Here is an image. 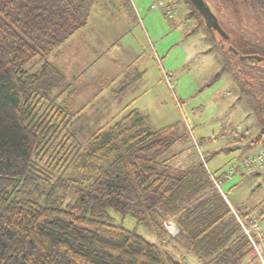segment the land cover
<instances>
[{
    "label": "trees",
    "instance_id": "1",
    "mask_svg": "<svg viewBox=\"0 0 264 264\" xmlns=\"http://www.w3.org/2000/svg\"><path fill=\"white\" fill-rule=\"evenodd\" d=\"M100 1L0 0V264H264V234L253 232L261 258L233 210L245 220L258 216L264 232V207L256 213L233 205L214 181L225 176L204 162L176 171L166 156L179 140L171 126L145 125L133 109L118 112L85 142L70 131L86 106L60 102L75 89L51 57L89 24ZM222 1L223 19L236 18L240 0ZM241 1L264 23V0ZM205 29L239 68L254 61L264 69L260 35L234 33L243 47L263 55L242 60L232 34L224 40L239 54ZM241 75L264 118V76ZM262 135L264 127L252 142ZM115 214L135 217L163 241L116 223ZM171 218L179 227L174 236L165 226ZM174 250L196 259L186 263Z\"/></svg>",
    "mask_w": 264,
    "mask_h": 264
},
{
    "label": "rangeland",
    "instance_id": "2",
    "mask_svg": "<svg viewBox=\"0 0 264 264\" xmlns=\"http://www.w3.org/2000/svg\"><path fill=\"white\" fill-rule=\"evenodd\" d=\"M210 1L214 6L215 0ZM122 3L125 8L121 11ZM239 5V15L233 19L225 17L224 24H230L228 29L243 55L255 54L252 47L238 43L234 33L240 32L252 40L257 35L263 38L261 14L241 0ZM95 7L102 10V15H92L89 29L97 37L92 50L107 46L110 49L105 55L107 62L113 56L118 58L116 66L109 62L110 73H116L118 85L132 75L137 77L134 84L126 83L118 101L111 89L100 97L79 95L71 109L89 101L83 111L88 116L80 115L72 121L70 131L85 142L118 112L122 115L136 109L145 125L171 126L169 133L178 136L179 140L166 153L176 171L204 162L207 170L222 179L225 176L222 189L231 203L243 211L255 209L258 213L264 207V163L246 166L242 161L258 156L264 148V135L252 142L264 127V118L240 80L242 73L264 76L261 65L246 61L240 64V69L233 58L229 60L216 48L188 0H104ZM228 10L231 12V8ZM74 38L59 48L66 71L74 66L69 53ZM80 53L83 55L80 59L92 63L90 47L88 51L80 48ZM235 163V173L227 177ZM115 217L116 223L137 230L149 240L163 241L135 217L120 214ZM167 221L175 222L173 218ZM261 224L264 228V215ZM105 234L118 235L112 231ZM174 251L186 263L196 259L183 250Z\"/></svg>",
    "mask_w": 264,
    "mask_h": 264
},
{
    "label": "crops",
    "instance_id": "3",
    "mask_svg": "<svg viewBox=\"0 0 264 264\" xmlns=\"http://www.w3.org/2000/svg\"><path fill=\"white\" fill-rule=\"evenodd\" d=\"M124 8L125 7L123 6V3H122L120 10L122 11ZM97 9H98V7L93 8L92 15H94V13H99L97 16L100 17L102 15V14H100V12H102V10L101 9L97 10ZM127 11L129 13V10H127ZM92 15H91V19L93 17ZM91 19H90V22L87 26H85L84 28L79 30L77 33H75L71 37V39L75 37L74 40H72L73 42L71 43V47L69 50V53L72 56L71 58H74L73 59V63H74L73 68L70 67L71 69L69 71H66L67 65L65 66V63H64V65H62L63 64L62 63L63 62L62 61L63 60V54L60 52L59 49L52 56V58L54 59L53 61H55L57 63V65L65 71L67 78H68V81L72 82L71 86L75 89L74 92L73 91L72 92H69V91L66 92L59 99L62 104L68 105L70 107H71L73 101L79 95H84V96L90 95V97H93V96L94 97H100L106 90H110V89L114 91L112 94L114 95V99H116L118 101L119 96L121 95V93L125 89L126 83L134 84L135 78L137 77V74L135 76L132 75L133 77L132 76L129 77V79L124 80L121 85L120 84L118 85V82L115 81L117 79V75H116V73L111 74L110 73L111 72V66L109 67V62L113 63L114 66L118 65V63H119L118 58H115L113 56V58H110V61L107 62V60H106L107 58L105 57V55L108 52V50H110V49H108L107 46L106 47L104 46L105 48L101 47V48L96 49L98 51L92 50V44H94V42H97V40H96L97 37L89 29V27L92 25ZM90 39H91V41H89ZM82 41H84V42L82 43ZM89 47L91 48V52H92L91 53L92 59L89 62H92V63H85L84 60L80 59V57H82L83 55H82V53H80V55H79V52H80V48H82L83 51H84V49L88 51ZM93 69H96V70H94V72H93ZM125 76H127V75H125ZM67 96H68V98H67ZM64 97H66V98L63 99ZM120 99H121V97H120ZM88 102L84 101L83 104L80 105L79 107H77L76 109H81L83 106L87 107ZM86 107H85V109H86ZM84 116L86 117L88 115L84 113Z\"/></svg>",
    "mask_w": 264,
    "mask_h": 264
},
{
    "label": "water",
    "instance_id": "4",
    "mask_svg": "<svg viewBox=\"0 0 264 264\" xmlns=\"http://www.w3.org/2000/svg\"><path fill=\"white\" fill-rule=\"evenodd\" d=\"M193 6L198 10L199 14L204 20L205 26L212 34L214 39L217 42H221V45H225L227 48H230L234 53H238V49L232 45L230 42L225 41L224 39L231 40L232 35L223 28L220 18L217 13L213 10L209 0H190ZM226 49V48H225ZM242 60L247 59H258L261 60L263 57L259 54H249L243 55L242 53L239 55Z\"/></svg>",
    "mask_w": 264,
    "mask_h": 264
},
{
    "label": "built area",
    "instance_id": "5",
    "mask_svg": "<svg viewBox=\"0 0 264 264\" xmlns=\"http://www.w3.org/2000/svg\"><path fill=\"white\" fill-rule=\"evenodd\" d=\"M242 162L246 166H250L253 163L254 164H260V165L263 164L264 163V148L261 150V152L259 153L258 156L249 157ZM236 167H237V163H235L231 167V169L227 172V174H226L227 177H229L230 175H232L234 173ZM214 181H215L216 186L223 192V189H222V181L223 180L219 181V180L214 178ZM233 210H234L239 222L243 226L245 232L248 234V236L251 238L252 242L254 243V246L258 250L261 258H263L262 254L260 253L259 247L253 238V232L257 233L259 236H263V234H264V232L260 226V218L258 216H253V218H251V220H245V218L243 216H241L240 214H238L235 209H233ZM165 226L168 229V231L170 232V234L176 235L179 232V227L177 226V224L175 222L171 223L170 221H166ZM263 261H264V259H263Z\"/></svg>",
    "mask_w": 264,
    "mask_h": 264
},
{
    "label": "flooded vegetation",
    "instance_id": "6",
    "mask_svg": "<svg viewBox=\"0 0 264 264\" xmlns=\"http://www.w3.org/2000/svg\"><path fill=\"white\" fill-rule=\"evenodd\" d=\"M209 2L212 6V3H211L212 1L209 0ZM214 3H215V5L212 6V8L217 13L218 17L221 18V24H222L223 28H225V30L229 31L230 34H232V32L228 29L229 28L228 26H230V24H227L228 26H225L226 23L225 24H224V22L222 23V20H224L222 16H223L225 7H227V5L224 7L225 4L222 0H215ZM263 25H264V23H263ZM263 38H264V31H263ZM217 43L221 44V42H217ZM232 43L235 44L234 39H233Z\"/></svg>",
    "mask_w": 264,
    "mask_h": 264
},
{
    "label": "bare ground",
    "instance_id": "7",
    "mask_svg": "<svg viewBox=\"0 0 264 264\" xmlns=\"http://www.w3.org/2000/svg\"><path fill=\"white\" fill-rule=\"evenodd\" d=\"M225 49V48H224ZM226 51V50H225ZM260 55V54H259ZM263 56V55H262ZM261 151V150H260ZM260 153V152H259ZM249 220H251V219H249ZM263 230V229H262ZM255 235V234H254ZM258 235V234H257ZM256 236V235H255ZM260 237V236H259ZM256 238V237H255ZM262 239V238H261ZM257 240V239H256Z\"/></svg>",
    "mask_w": 264,
    "mask_h": 264
}]
</instances>
